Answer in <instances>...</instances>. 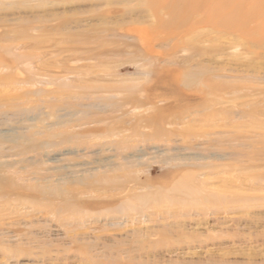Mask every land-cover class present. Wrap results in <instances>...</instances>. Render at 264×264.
Listing matches in <instances>:
<instances>
[{
    "label": "rangeland",
    "instance_id": "374dc122",
    "mask_svg": "<svg viewBox=\"0 0 264 264\" xmlns=\"http://www.w3.org/2000/svg\"><path fill=\"white\" fill-rule=\"evenodd\" d=\"M183 1L0 0V264H264V13Z\"/></svg>",
    "mask_w": 264,
    "mask_h": 264
},
{
    "label": "bare ground",
    "instance_id": "6f19581e",
    "mask_svg": "<svg viewBox=\"0 0 264 264\" xmlns=\"http://www.w3.org/2000/svg\"><path fill=\"white\" fill-rule=\"evenodd\" d=\"M157 1V0H156ZM162 1V0H161ZM151 2V1H150ZM184 2V8H185V11H187V12H191V11H196L199 7H200V0H184L183 1ZM234 2H235V0H225L224 2H222V3H217V4H215L213 7V9H214V12L212 13V16H211V18H213V20L214 19H216L217 21H218V23H221L222 21H226V22H229L230 20H235V18L237 19V17H236V11H237V8H238V6H239V4L237 3V1L235 2V5H232V4H234ZM151 3H153V2H151ZM159 3H160V1H159ZM161 3H163V2H161ZM165 3V2H164ZM167 3V2H166ZM154 4V3H153ZM152 4V5H153ZM157 4H158V2H157ZM156 4V5H157ZM162 5V4H161ZM232 6L233 8V10H230L231 12H229V11H226V9H227V7L228 6ZM155 6V5H154ZM159 6V5H158ZM157 7V6H156ZM162 7V6H161ZM250 7H253V8H257L258 9V13H259V15L260 14H262L263 15V13H264V0H255V1H250ZM235 9H236V11H235ZM256 9V10H257ZM181 10V9H180ZM182 12H183V10H182ZM231 13V14H228V13ZM183 13H186V12H183ZM193 13V12H192ZM189 14V13H188ZM185 15V14H184ZM175 16V15H174ZM215 16V17H214ZM227 17V19H224V18H226ZM234 18V19H233ZM209 19H210V17H209ZM209 19H208V21H209ZM215 20V22H217ZM210 21H211V19H210ZM219 21H221V22H219ZM243 21V19H237L236 20V24H239V25H243L244 23L242 22ZM214 22V23H215ZM212 23V22H211ZM217 23V26L219 25ZM221 24H223V23H221ZM227 24V23H226ZM224 25H225V22H224ZM223 25V26H224ZM230 25V24H229ZM225 26H227V25H225ZM244 26H242L240 29H242ZM222 28V27H221ZM224 28H227V27H224ZM237 31V30H236ZM247 37V36H246ZM86 38V37H85ZM84 38V39H85ZM91 38H93V37H91ZM89 39L88 37H87V39H89L90 41H91V43L92 42H96V37L94 38L95 40H93V39ZM98 38V37H97ZM253 38V37H252ZM89 40H85V41H89ZM65 41V40H64ZM84 41V42H85ZM89 41V42H90ZM81 42V41H80ZM255 42V41H254ZM87 43V42H86ZM98 43V42H97ZM256 43V42H255ZM93 44V43H92ZM91 44V45H92ZM95 44V43H94ZM99 44V43H98ZM88 51H89V49H88ZM84 52V54H88L89 52ZM90 52H92V51H90ZM83 53V52H82ZM97 54H96V52H95V56H96ZM94 55L92 56V55H90L89 57L91 58V57H95ZM99 56V55H98ZM80 59V58H79ZM92 59H94V58H92ZM211 90H213V91H211L210 93H212V92H214V91H216L217 92V90L216 89H211ZM209 92V91H208ZM213 94V93H212ZM217 94V93H216ZM210 96V95H209ZM216 96V95H215ZM219 101V100H218ZM217 101V102H218ZM221 101V100H220ZM219 101V102H220ZM137 102V101H136ZM222 103H224L223 101H221ZM138 103V102H137ZM216 104V103H215ZM216 105H218V104H216ZM211 108V107H210ZM210 108H205V110L206 111H210ZM220 109V108H219ZM218 109V110H219ZM204 110V109H203ZM204 110V111H205ZM221 110V109H220ZM212 111V110H211ZM222 112V114H223V111H221ZM214 114H216V112L214 113ZM221 115V114H220ZM153 116H155V115H153ZM217 116H219L218 115V113H217ZM212 117V116H211ZM220 117V116H219ZM254 117V116H253ZM151 118H153V117H151ZM215 118V117H214ZM217 119H218V117H217ZM155 120V119H154ZM221 120V119H220ZM257 120V119H256ZM153 121V120H152ZM163 121V120H162ZM165 121V120H164ZM210 121H212V119L210 120ZM168 122V121H167ZM151 123H153V122H151ZM169 123V122H168ZM148 125V124H147ZM154 135V134H153ZM125 141H123V143H124ZM128 149L130 150V148L128 147ZM128 149H126V150H128ZM128 150V151H129ZM170 151V150H169ZM121 154L120 155H122V152H120ZM117 155V154H116ZM125 155V154H124ZM124 155H123V157H124ZM127 155V154H126ZM130 155V154H129ZM166 155V154H165ZM119 156V155H118ZM131 156V155H130ZM122 157V158H123ZM127 157V156H126ZM133 157V156H132ZM172 157V156H171ZM129 158V157H128ZM157 158H159V157H157ZM169 158V157H168ZM161 158H159L158 160L161 162V160H160ZM167 159V158H166ZM128 160V159H127ZM126 160V162L127 163H129L130 164V162H128ZM158 161V163H160ZM125 162V163H126ZM123 164H124V162H122ZM133 164H136V163H134V162H132ZM138 164H140V163H138ZM156 164V163H155ZM106 165H109V164H106ZM126 165V164H125ZM105 166V165H104ZM110 166H111V163H110ZM123 166V165H122ZM131 166V165H130ZM108 167V166H107ZM106 167V168H107ZM112 167V166H111ZM128 168V167H127ZM127 168H126V170H127ZM136 168H137V166H136ZM125 169V168H124ZM129 169V168H128ZM135 169V168H134ZM110 170V169H109ZM109 170H107V171H109ZM122 170V169H121ZM120 170V171H121ZM105 171V170H104ZM106 171V172H107ZM132 171V170H131ZM135 171V170H134ZM133 171V172H134ZM113 172V171H112ZM136 172V171H135ZM131 173V172H130ZM107 174H108V172H107ZM110 174V173H109ZM108 174V175H109ZM91 175V174H90ZM88 175V177L90 178V180H91V177L93 176V175ZM105 175V174H104ZM132 175H134V174H132ZM95 176V175H94ZM102 176V175H101ZM101 176H100V178H101ZM106 176V175H105ZM99 177V176H98ZM137 177V176H136ZM104 178H106V177H104ZM108 178V177H107ZM106 178V179H107ZM118 178V177H117ZM82 179V178H81ZM80 178H79V180H81ZM113 179V178H112ZM133 179V178H132ZM109 180V179H108ZM137 180V179H136ZM86 181V180H85ZM103 181H105V179L103 180ZM124 181H126L125 179H124ZM78 182V181H77ZM80 182V181H79ZM107 182V181H106ZM119 182V181H118ZM129 182V181H128ZM89 183H91V182H89ZM120 183V182H119ZM135 183V182H134ZM93 184V183H92ZM121 184V183H120ZM125 184V183H124ZM90 185V184H89ZM107 185H109V183L107 184ZM107 187V186H106ZM158 191V190H157ZM153 193V192H152ZM152 193H151V195H152ZM159 193V192H158ZM145 194H149V193H145ZM142 195V194H141ZM155 195V194H154ZM154 195H152V196H154ZM134 198H136V197H134ZM145 199V198H144ZM144 199L142 198L141 200L142 201H140V203L139 204H141L142 206H143V204L142 203H144L145 204V202H144ZM138 211V210H137ZM140 212H141V210H140ZM143 214V213H142ZM137 215H139V212L137 213ZM142 217V215L140 214V218ZM144 217V216H143Z\"/></svg>",
    "mask_w": 264,
    "mask_h": 264
}]
</instances>
